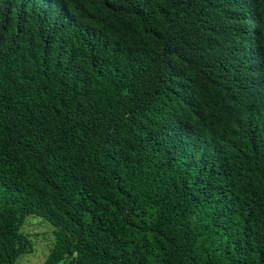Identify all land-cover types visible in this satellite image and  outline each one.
<instances>
[{"label": "trees", "instance_id": "obj_1", "mask_svg": "<svg viewBox=\"0 0 264 264\" xmlns=\"http://www.w3.org/2000/svg\"><path fill=\"white\" fill-rule=\"evenodd\" d=\"M264 264V0H0V264Z\"/></svg>", "mask_w": 264, "mask_h": 264}, {"label": "rangeland", "instance_id": "obj_2", "mask_svg": "<svg viewBox=\"0 0 264 264\" xmlns=\"http://www.w3.org/2000/svg\"><path fill=\"white\" fill-rule=\"evenodd\" d=\"M51 223L42 216L29 214L21 229L27 233L32 242V250L22 254L17 264H41L49 251L53 240Z\"/></svg>", "mask_w": 264, "mask_h": 264}]
</instances>
